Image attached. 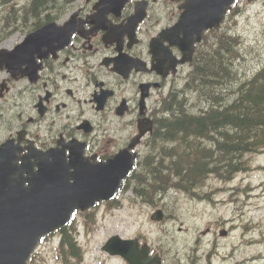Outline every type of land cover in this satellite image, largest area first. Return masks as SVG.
Masks as SVG:
<instances>
[{
	"label": "flooded vegetation",
	"instance_id": "1",
	"mask_svg": "<svg viewBox=\"0 0 264 264\" xmlns=\"http://www.w3.org/2000/svg\"><path fill=\"white\" fill-rule=\"evenodd\" d=\"M148 11L149 15H130L132 10L113 13L111 23L108 15L86 12L76 16L70 26L75 33L58 50L42 44L8 57L20 65L15 82L23 103L18 117V129L25 133L23 147L33 142L46 149L59 140H77L76 147L84 149L89 162L121 153L141 158L150 134L131 146L137 141L139 125L149 127L152 121L155 127L165 98L180 87L186 65L175 62L183 56L195 26L193 15H182L185 0L148 2ZM34 16L40 19L34 29L56 18ZM28 20L27 15L21 17L22 22ZM18 31L25 35L29 30ZM19 41L22 38L8 50ZM173 66L174 73L170 72ZM4 119L5 110L0 112V122ZM16 130L3 131L11 136Z\"/></svg>",
	"mask_w": 264,
	"mask_h": 264
},
{
	"label": "rangeland",
	"instance_id": "2",
	"mask_svg": "<svg viewBox=\"0 0 264 264\" xmlns=\"http://www.w3.org/2000/svg\"><path fill=\"white\" fill-rule=\"evenodd\" d=\"M25 2L26 0L13 1L16 6ZM82 2L83 0L80 3ZM69 10L70 7L66 12ZM2 12L3 7L0 4V15ZM236 26L243 35L246 57L238 66L242 73L251 72L257 66L264 65V0L250 5L249 10L237 19ZM207 105L204 102L200 106L195 104V107ZM253 161L255 166L264 167V154L257 155ZM249 182L255 187L254 194L245 202H236L231 194L233 187H248ZM206 184L207 188L219 186L226 189L217 194L216 201L194 199L184 192L172 191L168 196V214H175L177 217L169 216L161 223L151 221L149 213L152 207H140L126 198L121 202L122 205L108 202L110 204L96 208V223L89 228L90 231L85 228L84 215L78 214L74 223L77 226L78 239L86 252L84 264H125L122 258L106 254L102 246L113 234L119 233L124 237H134L135 234L142 236L139 232L147 236L142 242L153 244L154 249L163 245L169 250L168 254L165 252L166 261L177 259L180 264H192L190 249L198 245V249L204 253L195 264H232L234 260L240 261L244 257L249 260L239 264H262L260 255L264 253V242L263 245L255 242H262L263 239L262 232L257 235L261 228L257 227V223H264V168L245 171L230 182L209 177ZM241 197L243 199L245 196ZM233 225L235 228H231ZM207 227L209 230L203 233ZM224 229L230 230L226 236L219 233ZM252 234L261 238H253ZM57 238L58 235L47 237L37 247L33 260L28 261V264H60L55 256ZM212 247L214 253L208 252L207 249ZM223 256H227V259L224 260Z\"/></svg>",
	"mask_w": 264,
	"mask_h": 264
},
{
	"label": "trees",
	"instance_id": "3",
	"mask_svg": "<svg viewBox=\"0 0 264 264\" xmlns=\"http://www.w3.org/2000/svg\"><path fill=\"white\" fill-rule=\"evenodd\" d=\"M71 1L28 0L29 7L23 9V14L61 15L63 8ZM16 12L17 9L12 6L10 13ZM232 44V47H228L231 48L230 54L206 59L200 66V71L196 72L199 81L192 85L189 94L194 95L201 89V97L208 105L202 107L198 114L191 110L174 113L160 126L163 142L198 138L199 144L196 147L188 145L181 152L164 151L166 158L173 157V161H177L171 165L178 167V177L174 185L186 191L203 193L202 185L207 181L209 170L214 175L228 177L240 169L239 165L246 164L247 153L264 146V68L251 78L241 80L238 77L237 82L239 73L236 60L241 52L231 40L223 43L228 46ZM199 145L202 151L200 159L184 165L181 160L189 157ZM167 179L168 176L163 180ZM145 185L154 187V184ZM137 192L148 197L145 190L138 189ZM60 252L63 262L71 264L69 261L73 258L77 262L82 261L81 248L69 227L61 229ZM171 260L168 264H176V260Z\"/></svg>",
	"mask_w": 264,
	"mask_h": 264
},
{
	"label": "water",
	"instance_id": "4",
	"mask_svg": "<svg viewBox=\"0 0 264 264\" xmlns=\"http://www.w3.org/2000/svg\"><path fill=\"white\" fill-rule=\"evenodd\" d=\"M50 167L49 163L43 164L41 171L42 180L46 185L41 184L40 190L36 192L26 191L22 186L16 187V190H11L10 197L19 199L11 200L3 211L0 210V264H27L39 237L52 232L59 224L66 223L76 208H87L97 200L113 197L120 184V180H117L111 187L107 185L101 188L99 182L93 187L85 186V197L80 196L77 202L67 204L64 195L52 189ZM38 181L36 178V182ZM32 184L34 186V183ZM26 195L30 197L27 203L24 201ZM104 249L111 254L123 255L131 264H160L159 259L149 257L147 246L139 248L137 240H123L114 236Z\"/></svg>",
	"mask_w": 264,
	"mask_h": 264
}]
</instances>
